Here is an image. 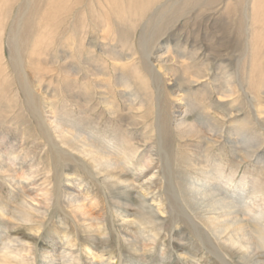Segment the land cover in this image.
Returning a JSON list of instances; mask_svg holds the SVG:
<instances>
[{"label":"rangeland","instance_id":"obj_1","mask_svg":"<svg viewBox=\"0 0 264 264\" xmlns=\"http://www.w3.org/2000/svg\"><path fill=\"white\" fill-rule=\"evenodd\" d=\"M254 1L0 0V160L16 165L0 173L9 214L0 212L2 264H50L44 253L52 250L56 264H246L199 215L193 182L216 185L247 213L264 264V16L253 51ZM159 55L171 61L160 65ZM195 75L203 78L190 86ZM174 84L187 91L199 134L178 129ZM54 120L108 150L111 142L127 178L152 156L155 214L128 205V195L62 144ZM202 161L218 182L193 169ZM16 170L47 199L26 200L40 214L10 182Z\"/></svg>","mask_w":264,"mask_h":264},{"label":"bare ground","instance_id":"obj_2","mask_svg":"<svg viewBox=\"0 0 264 264\" xmlns=\"http://www.w3.org/2000/svg\"><path fill=\"white\" fill-rule=\"evenodd\" d=\"M263 16H264V1L260 2L258 0H255L252 6L253 21L251 27L252 28L251 45L253 51L255 50V45L258 46L256 37L259 38V36L262 35V30H261L262 27L259 26L258 20ZM176 58L178 59V64L182 65L184 68H187L188 70L193 68L192 64L185 60L187 59L185 56L178 55ZM156 59H157L156 61L159 62L160 65L168 64V62L171 61L169 59L166 60L162 59L160 55L157 56ZM166 75L169 76L168 73ZM202 78L203 77L200 75H195L193 76L192 79L189 80L188 84L190 86L196 84ZM258 80H259V76L255 78L252 86H254V84ZM124 87L129 88L128 85H124ZM173 88H176L175 93H179L178 95L181 96V98L179 99L180 105L178 106L176 112L178 114V120L176 122L178 129L181 132L183 131V134H187V135L188 133L199 134V130H198L199 126L197 128L195 124L196 123L195 120L192 119V117L190 116L188 102L186 101L187 93L185 94V92L187 91L183 89L181 85H177V84H174ZM223 90L225 91L222 92L223 93L221 94L222 97L227 98L228 95L233 94V88L230 87V84H227L225 89ZM219 103L221 104L220 101ZM219 103L218 105H220ZM47 107H49V105ZM48 114L49 113H47V115ZM222 116L224 117V115ZM59 121L54 120L52 121V123L50 121L49 122L55 134L57 135L58 140L62 144L71 148L73 151H76L80 155H83L87 160H89L92 163L98 175L102 176L104 180H108L114 183L116 186L119 187V189L122 192H124V194L128 195L127 200L130 201L129 203H127L128 205H133V206L137 205L138 206L137 211L143 214L144 216H152L153 214H155L154 210L156 209V207H154L149 203V198L153 196L156 191L154 184H155V179L157 177V173L154 172L155 168L153 167L155 164V160L153 159L152 156L148 157L147 160L144 163H142L141 166L138 167L137 173L133 179L127 178L123 174V170H121L122 168L121 163L119 162L118 158L114 157L115 154H113L116 151H118L120 157L122 158L123 152L121 150L116 148L110 142L109 143L110 149L115 151L112 153L111 151H109L110 149L108 150L109 147L106 148L103 145L96 143L93 137H89L84 133H79L77 131L69 130ZM124 160L125 158H122L123 162ZM7 162H9L10 164H7ZM12 162L13 161L10 162V159L0 160V173L11 174L12 170L10 169V167L16 166L15 164H12ZM210 168L211 167L208 165V162L206 161L196 165V167H193L194 170L200 172L203 175V177L207 178V180H210L211 182L213 180L216 183L218 182L216 180V174L213 173L210 170ZM113 172L117 173V175L116 176L112 175ZM10 182L14 185V187L18 191H20V193L23 194L25 199L24 202L27 205L32 206L31 209L34 213L40 214L39 209L34 208L33 205L27 203L28 201L26 200H30L31 202L37 205L48 204L46 203L48 201L46 198L44 199V196L42 197L43 201L38 200L35 191H33L30 188V185H28L29 181L27 180V177L21 171L16 170V175L10 177ZM68 182H69L68 188L70 190H73L74 187L72 186L74 185V181L69 180ZM188 188H189V193L191 195V201L195 203L197 206H199L201 209L199 210V215L207 216L204 218L208 222V225L210 226L213 235L218 240L222 241L224 245L226 246L229 245L233 250H235L238 253V255L241 256L242 262L246 264H260L257 259L258 256L257 244L254 242L253 238L251 237L252 234H256V232L258 234L259 230L257 231L256 229L252 228L251 226L252 221L250 217L247 216V213L241 210V208L236 203L226 198L218 190V187L216 185H212V186L205 184L202 185L193 182L189 184ZM132 196L133 199L131 200ZM153 200H155L154 197ZM78 202L79 200L77 198H74L71 200V205L75 204L78 213L81 214V216H83L86 221L90 220L91 218L88 214V211L85 210L83 206L77 205ZM0 212H2L3 215L9 216L6 206L3 205L2 203L0 204ZM247 212L249 214L252 213L250 208L247 210ZM32 217L33 216L28 215L25 220L27 222H33ZM122 220H123V227L126 230L125 232L126 235L129 237H134L133 222L126 221V218H122ZM143 227L144 225H141V228ZM251 231L254 232L252 233ZM260 233L261 235H258L260 239L259 246H261V248L264 249V236L262 235L264 233V226H261ZM54 251L52 250L51 253H49V251L48 252L45 251L44 253L45 259H47L50 264L57 263V259L55 258ZM0 263L2 264V261Z\"/></svg>","mask_w":264,"mask_h":264}]
</instances>
